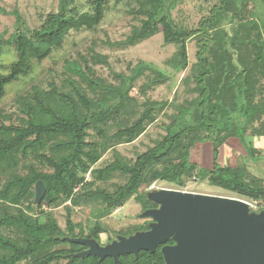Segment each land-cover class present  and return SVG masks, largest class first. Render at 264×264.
Instances as JSON below:
<instances>
[{"label":"trees","instance_id":"1","mask_svg":"<svg viewBox=\"0 0 264 264\" xmlns=\"http://www.w3.org/2000/svg\"><path fill=\"white\" fill-rule=\"evenodd\" d=\"M112 1H133L129 12L140 24L124 40L106 41L111 46H135L162 32L164 44L174 45L175 51L165 67L141 60L129 65L128 74L114 71L113 82L98 76L93 66L108 64V56L95 50L88 56L79 53L65 60L62 83L52 78L47 86L32 84L16 95L10 113L0 109V264H114L111 257L75 256L85 245L71 238L100 239L106 232L103 216L132 197L142 211L157 208L147 191L140 192L157 181L184 188L193 179H208L237 198L264 204V178L227 153V141L237 138L246 156L258 161L251 140L264 136V0H206L196 25L174 16L185 0H89L86 10L77 0H59L57 8L39 12L41 24L35 29L14 10L15 31L6 39L0 33V57L5 45L16 51V59L0 71V102L11 85L31 78L37 64L62 47L72 31L97 29ZM192 40L197 45L194 60L188 49ZM143 78L140 101L131 91ZM164 84L174 92L171 101L148 96ZM170 106L175 109L171 113ZM164 114L169 118L161 124L165 133L147 150L136 151L135 161L117 150ZM204 142L213 146L211 168L192 161L193 149ZM221 147L224 163L218 159ZM109 150L113 160L96 167ZM117 174L125 177L124 183L112 189L100 184ZM38 180L47 190L36 204ZM61 205L66 229L53 213ZM261 206L251 211L264 210ZM82 207L91 208L95 218L88 228L73 219ZM150 221L117 233L148 230ZM161 248L121 255L120 264L162 263Z\"/></svg>","mask_w":264,"mask_h":264},{"label":"rangeland","instance_id":"2","mask_svg":"<svg viewBox=\"0 0 264 264\" xmlns=\"http://www.w3.org/2000/svg\"><path fill=\"white\" fill-rule=\"evenodd\" d=\"M59 0H0V6H2L6 12L0 10V33L5 35V39L8 38L16 29L17 18L13 11H18L24 20L25 25L30 29H35L41 24L39 12L49 11L57 8ZM201 4H206V0H185L174 10V16L178 19L185 20V22L196 25L201 16L205 13L200 9ZM82 10H86L89 7V0H77L76 3ZM132 1L124 2L121 4H114L111 2L106 18L95 30L83 29L80 31H72L66 38L62 47L54 50L51 57L45 59L40 64H37L36 71L31 78L19 80L11 85L8 89L6 97L0 102V109L4 112L10 113L14 107V100L16 95L21 91L28 89L32 84H41L47 86V82L52 78L57 79L59 83H62L64 76L62 72L65 69V60L67 58L78 57L79 53L88 56L93 50L100 53L103 56H108V64L96 63L94 66L98 76L104 77L110 81H115L113 78V72H125L129 73V65L134 66L139 61L143 60L149 63H153L159 67H165V60L172 55L175 51L174 45H165L163 40V33H157L153 37L146 39L135 46L122 47L114 44L111 46L108 42L116 43L124 40L130 33L134 24H140V21L136 18V15L129 10L134 6ZM189 56L191 60L195 59L197 51L196 40H192L188 44ZM16 59V51L13 47L5 45L3 48V54L0 57V71H6L10 64ZM186 74L183 72L180 74L179 79ZM145 79H141L137 87L131 91L134 96H139L140 101L142 97L138 92L139 86L143 84ZM182 95V93H181ZM148 96L152 99L162 100L163 98L171 101L174 97V92L169 91L168 85L164 84L156 87L154 90L148 92ZM182 97H185L182 95ZM175 109L173 107L167 108V112L171 113ZM163 122H169L167 116L162 115L160 119L148 126L147 131L139 136L133 143L121 144L117 146V150L130 161H135L136 151L143 152L147 150L149 145H154V139L161 137L165 133V130L161 124ZM255 148H257L258 161L250 159L246 156V151L237 138H230L227 141L228 154L232 155V160L237 163H246L249 170L264 178V136L251 140ZM202 154H200V150ZM196 146L192 153V161L200 164L201 166L211 168L213 166L212 144L210 142H204ZM219 154V161L224 163V149L221 147ZM113 160V151L106 152L96 167H101ZM91 176L88 174V179ZM125 177L117 174L112 180L100 183L108 188H114V184L124 183ZM162 188L180 189L189 192L222 195L238 197L236 194L225 190L223 188L210 185L208 179L204 180H192L184 188H177L176 186L164 181H157L149 187H142L140 192H148L153 190H160ZM259 202H253L251 207L259 208L264 207V204ZM142 204L132 197L123 207L118 208L108 215L103 216L101 222H103L106 233L103 234V239L106 237H112L119 231H125L130 226L140 224L146 220H150V217H143ZM91 208H76L73 214L75 222H81L85 228L93 224V215ZM53 213L57 218L59 225L66 229V209L63 205L53 209ZM95 219V218H94Z\"/></svg>","mask_w":264,"mask_h":264},{"label":"water","instance_id":"3","mask_svg":"<svg viewBox=\"0 0 264 264\" xmlns=\"http://www.w3.org/2000/svg\"><path fill=\"white\" fill-rule=\"evenodd\" d=\"M35 188L38 204L47 188L42 180ZM148 197L159 205L142 213L153 218L149 230L121 236L106 246L94 239L71 238L89 246L74 255H98L102 260L112 256L120 264L121 255L155 252L165 244L164 264H264V210L251 211L247 200L171 188L151 190ZM170 238L176 243L166 244Z\"/></svg>","mask_w":264,"mask_h":264},{"label":"flooded vegetation","instance_id":"4","mask_svg":"<svg viewBox=\"0 0 264 264\" xmlns=\"http://www.w3.org/2000/svg\"><path fill=\"white\" fill-rule=\"evenodd\" d=\"M150 224L153 222V218H151L150 217ZM150 229V228H149ZM148 229V230H149ZM146 231V230H145ZM139 232V231H138ZM106 232H103V233H101L100 234V239H96V238H93V237H90V236H85V237H80V238H84V239H94V240H96L97 242H99L100 243V245L101 246H106L107 244H110V243H112V242H114V241H117L118 239H119V237H121V236H125V237H129V236H131L132 234H130V235H123V234H121V233H116V235H114V236H112V237H106V240H104L103 239V234H105ZM135 234V233H134ZM75 238V237H74ZM169 240H173L172 238H170ZM169 240L167 241V243L166 244H175L176 242L174 241V243H168L169 242ZM83 244V243H82ZM85 245V247L82 249V250H80V252H82V251H84V250H88L89 249V246L88 245H86V244H84ZM162 245V247L165 245V244H161ZM159 246V245H158ZM157 246V247H158ZM156 247V248H157ZM161 251H162V248H161ZM80 252H77V253H80ZM76 254V253H75ZM94 256H98V255H94ZM109 257H111V258H113L112 256H109ZM107 258V257H106ZM101 259V258H100ZM102 260V259H101ZM104 260V259H103ZM113 261H114V264H115V260H114V258H113ZM155 263V262H154ZM157 263H159V262H157ZM165 263V259H164V262H162V263H159V264H164Z\"/></svg>","mask_w":264,"mask_h":264},{"label":"crops","instance_id":"5","mask_svg":"<svg viewBox=\"0 0 264 264\" xmlns=\"http://www.w3.org/2000/svg\"><path fill=\"white\" fill-rule=\"evenodd\" d=\"M199 145H200V144H198L197 146L199 147ZM194 149H195V148H194ZM194 149H193V150H194ZM199 150H200V147H199ZM199 152H200V154H202V150H200ZM192 153H193V151H192ZM212 155H213V148H212ZM224 156H225V154H224ZM218 159H219V158H218Z\"/></svg>","mask_w":264,"mask_h":264},{"label":"built area","instance_id":"6","mask_svg":"<svg viewBox=\"0 0 264 264\" xmlns=\"http://www.w3.org/2000/svg\"><path fill=\"white\" fill-rule=\"evenodd\" d=\"M153 190V189H152ZM249 202V201H248ZM250 203V207H251V204H252V202H249Z\"/></svg>","mask_w":264,"mask_h":264}]
</instances>
